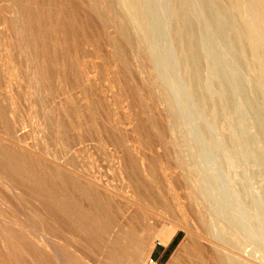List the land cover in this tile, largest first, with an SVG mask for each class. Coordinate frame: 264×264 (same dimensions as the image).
I'll use <instances>...</instances> for the list:
<instances>
[{
    "label": "rangeland",
    "instance_id": "374dc122",
    "mask_svg": "<svg viewBox=\"0 0 264 264\" xmlns=\"http://www.w3.org/2000/svg\"><path fill=\"white\" fill-rule=\"evenodd\" d=\"M242 2L264 18V0ZM166 19L175 77L189 88L178 23ZM144 27L139 2L0 0V264H136L129 251L143 264L189 263V246L176 257L186 234L170 220L201 188L204 156ZM216 102L206 101L211 121L198 119L200 132ZM231 121L218 134L228 137ZM218 145L233 187L258 172L235 160L232 144ZM262 178L249 183L258 193ZM251 259L264 264V250L252 247Z\"/></svg>",
    "mask_w": 264,
    "mask_h": 264
},
{
    "label": "bare ground",
    "instance_id": "6f19581e",
    "mask_svg": "<svg viewBox=\"0 0 264 264\" xmlns=\"http://www.w3.org/2000/svg\"><path fill=\"white\" fill-rule=\"evenodd\" d=\"M134 2L141 4L142 33L150 43L160 75L171 87L178 111L190 125V136L204 156L199 168L201 188L190 194L189 206L184 201L179 217L170 220L176 223L177 232L186 234L176 257L189 246L188 264H237L241 257L244 264H253L252 247L264 250V187L258 193L249 184L257 173L264 180V39L254 25L258 21L264 29V18L257 20L246 14L242 0H181L175 11L170 0H128L130 6ZM168 17L178 23L176 31L185 45L189 88L175 77L177 65L168 38ZM203 62L208 74L201 72ZM247 73L255 82L254 94L247 85ZM210 98L218 100L217 109L208 133H203L196 122L203 118L211 121L206 105ZM224 116L232 119L228 137L217 131ZM218 144H232L235 160L251 162L258 172L242 174L233 187L217 156L228 149ZM129 255L136 264H143L139 255L132 251Z\"/></svg>",
    "mask_w": 264,
    "mask_h": 264
},
{
    "label": "trees",
    "instance_id": "16d2710c",
    "mask_svg": "<svg viewBox=\"0 0 264 264\" xmlns=\"http://www.w3.org/2000/svg\"><path fill=\"white\" fill-rule=\"evenodd\" d=\"M178 241V239L177 240H175L174 242H173V244L172 245H174L176 242Z\"/></svg>",
    "mask_w": 264,
    "mask_h": 264
},
{
    "label": "built area",
    "instance_id": "2783aa9c",
    "mask_svg": "<svg viewBox=\"0 0 264 264\" xmlns=\"http://www.w3.org/2000/svg\"><path fill=\"white\" fill-rule=\"evenodd\" d=\"M151 264H157V263H155V262L152 261Z\"/></svg>",
    "mask_w": 264,
    "mask_h": 264
}]
</instances>
